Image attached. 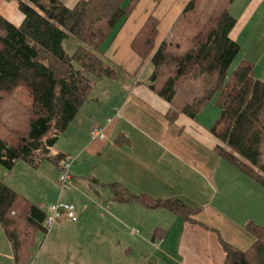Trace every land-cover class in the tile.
<instances>
[{"label": "trees", "instance_id": "trees-1", "mask_svg": "<svg viewBox=\"0 0 264 264\" xmlns=\"http://www.w3.org/2000/svg\"><path fill=\"white\" fill-rule=\"evenodd\" d=\"M140 1L79 0L69 7L63 0H15L24 15L20 24L0 13V165L11 170L19 160L34 167L50 160L58 171L63 169L67 156L53 154L52 148L90 100L95 78H115L106 52ZM233 1L189 0L158 45L161 21L151 14L131 45L144 61L150 60L149 86L171 104L170 121L177 113L195 118L215 100L221 109L211 128L220 140L216 153L264 186V80L257 78L250 59L236 63L241 45L231 37L237 22L229 9ZM70 34L82 41L74 53L64 46ZM116 142L130 139L120 134ZM107 186L117 201L164 208L217 231L196 220L201 206L180 197L135 193L118 182ZM47 216L0 178V228L13 264L32 263L38 235L47 237L55 226L47 227ZM245 229L255 237L246 249L217 231L225 264H264V224L250 221ZM166 232L157 227L154 238L160 240Z\"/></svg>", "mask_w": 264, "mask_h": 264}, {"label": "crops", "instance_id": "crops-1", "mask_svg": "<svg viewBox=\"0 0 264 264\" xmlns=\"http://www.w3.org/2000/svg\"><path fill=\"white\" fill-rule=\"evenodd\" d=\"M63 1L73 7L79 0ZM141 2L117 31L106 52L109 63L123 68L122 74L106 78L109 81L102 98L91 91L90 100L82 105L65 131L70 136L67 139L68 147L55 153L73 158L70 157L77 172H71L72 163L70 172L74 188L78 191L85 186V180L94 178L92 181L96 187L108 188V183L118 182L132 192H146L153 197H180L192 206H202V212L196 216L198 222L217 229L225 240L246 249L255 240L245 229L246 224L250 221L264 224V186L216 153L215 146L220 140L211 132V128L221 109L215 100L210 101L195 118L177 113L176 120L170 121L168 114L173 110L171 104L150 88L148 77L143 79L141 75L150 60L144 61L131 45L147 18L155 14L153 6L150 12L142 11ZM188 2L169 0L161 5L158 0V18L161 22L157 45ZM230 6V12L237 18L231 37L241 45L236 63L243 58L250 59L255 64L257 78L264 80V0H234ZM105 99L108 100L107 104H101ZM116 110L121 112L119 117L115 116ZM108 118H113L111 123L107 122ZM95 127L105 128V139L91 138L90 131ZM120 134L126 135L130 142L119 145L116 138ZM83 156L86 158L81 162ZM89 157L95 160L91 172L85 169ZM79 162L83 163L81 170L78 168ZM108 199V206L106 203H103L105 206L100 204L106 211L108 209L110 221L116 222L119 217L122 219L133 214L138 216L139 221L145 215L148 220L158 223L153 224L152 228L155 225L172 227L178 223L181 238L175 242V255L180 264H225L224 250L216 230L180 219V215L164 208L148 209L137 202H120L111 196ZM87 210L84 208L78 221L65 217L64 221L60 220L62 222L58 228L50 231L48 239L64 230L71 236L60 250L49 245L50 255L57 259L58 264H82L86 260L91 261L90 264H98L100 259L108 261L101 264H122L114 259L116 250L119 252L115 240L120 233L112 228L113 223L101 236L80 232L88 229ZM142 227L145 229V225ZM126 230L131 231L130 228ZM132 231L136 235L134 228ZM169 233L167 229L159 241L154 235L150 239V236H145V239L135 241L126 232L123 234L124 245H128L126 259L132 261L137 248L143 250V261L155 260L158 264V249L167 250L173 242V236L170 237ZM97 245L100 249L96 250L95 247L92 252L91 246ZM83 248L91 250L88 258L84 257ZM0 264H13L12 251L10 253L9 250L6 260L0 256ZM123 264L130 262L123 261Z\"/></svg>", "mask_w": 264, "mask_h": 264}, {"label": "rangeland", "instance_id": "rangeland-1", "mask_svg": "<svg viewBox=\"0 0 264 264\" xmlns=\"http://www.w3.org/2000/svg\"><path fill=\"white\" fill-rule=\"evenodd\" d=\"M141 1L140 2L142 3V8H141L142 11L150 12L153 6L155 15L158 17V0H141ZM159 1L161 5H164L168 3L169 0H159ZM5 6L7 8H5ZM0 13H2L6 18H9V20H11L15 24H20L24 17V15H22L21 11L19 10L17 2H15V0L8 1V2L6 0H0ZM80 44H82V41L78 37H75V35L73 34H70V36L64 41V46L66 50L68 51V53H74L75 49ZM110 64L116 69L117 76L120 73L122 74V69H123L122 67H119L116 63H113V62H111ZM151 70H152L151 65H148L147 67H145V70L141 72V75L144 76L143 79H146L150 75ZM90 76L92 78H95L93 75H90ZM106 78H109V77L104 76V78L103 77L95 78L96 80L95 85H94L95 89L94 88H93L94 90L92 89V91L100 95L101 98L102 96H104L103 90H105L108 85L107 81L109 80ZM107 102L108 100L105 99L101 102V104L106 105ZM69 138H70L69 134L65 132V134H63L59 138L57 143L53 146L52 148L53 154L57 151H60V149H65L66 147H68L69 142L67 139ZM68 157L69 158L67 159L70 160L72 163L73 160L71 159L73 158L71 156H68ZM85 158L86 157L83 156L80 159V161L83 162ZM18 162L19 163H17L15 167L11 170H8L4 166L0 165V178H2V180L5 181L13 189L24 194L28 199L32 200L36 204L43 206L44 209L47 211V213H50L49 206L52 203H55V201L57 202L59 200L63 202L73 203L77 208L79 219L81 218L80 213L84 211V208H87L88 209L87 213L89 212V215L87 218V224H86L88 229L85 231L81 230L80 231L81 233H89L91 235H95L96 237L101 236L105 234V232H107V228H111V223H113L112 228H116L115 231L120 233V235L117 234L119 235V237H117L115 240L116 242L115 245L118 246L119 252L116 250V252L114 253V259L116 258V260L122 264H123V261L130 262V264H146V262L147 264H156L155 260H152L151 262L150 261L148 262L147 260L143 261V258L141 257L142 256L141 252H143V250L137 249V248L134 251V255H133L134 259L132 261L126 259V253H127L126 249L128 245H124V238H123L124 235L123 234L128 232V234L132 236L131 240H135V241L145 239V236L146 237L150 236L149 237L150 239L151 237H153L154 230L156 229L155 227H157L155 225L152 228V225L158 224V223H154L148 220L149 218L145 215H143L140 218L142 219V221L141 220L139 221L137 219L138 216L136 215L137 217H135L133 214L128 215L124 218L121 217L122 219H119L120 218L119 217L118 218L119 221H116V222L110 221L111 219L109 218L108 209L106 211V209L101 207L100 203L102 204L106 203V206L109 205L108 198H110V196L114 198V192L111 188L109 187L102 188L100 186L96 187L94 182L92 181V179L94 178H89L88 180H85V184H83L85 186L83 188L81 187L79 191L78 189L73 187L71 190H65L61 192L59 186H57L59 171H58L57 166L52 161L45 160L38 167L31 166L30 164H28V162H25L23 160H19ZM81 162L78 163V168H80V170L83 166V163ZM94 166H95V160L89 157L88 167L87 168L85 167V169L88 170V172H91ZM71 172H77L76 166H74V164L72 166ZM91 184H94V186H92ZM98 191H100V193H98ZM213 196L215 195L213 194ZM213 196L211 197L212 199H214ZM217 197H219V195ZM212 199L210 200L211 202L213 201ZM102 215H105V217H103ZM179 217L180 219H183L181 215ZM62 219L64 221V218ZM60 222L62 221H58L54 227L58 228L59 227L58 225L60 224ZM142 222H145V223L142 224ZM142 225L143 226L145 225V229L144 227H142ZM121 228H125V230H122ZM127 228H130L131 231H127L126 230ZM133 228L134 230H136V235L133 234V231H132ZM147 228H149V230H146ZM165 228L169 229L170 237L173 236L174 243L172 242L167 250H164V248L159 250L157 248L158 249V264H180V262L177 261L178 260L177 256L175 255V252H177L175 242L177 243L178 239L181 238L180 225L176 223V224H173L172 227L170 226V227H165ZM148 233L149 234L151 233V234L149 235ZM70 237L71 236L67 235L65 230L64 232H59L55 234L50 239L46 237V234H44L43 232L42 233L40 232V234L38 235V239H37V246L34 252L35 254L34 259L31 264H58L57 259L50 255L51 250L49 248V245L51 248L58 247V249L60 250L61 247L65 243H67ZM158 241H159V238H158ZM95 247L97 248L96 250L100 249L98 248V245L91 246L92 252ZM9 250L11 253L9 241L7 240L4 234V230L0 228V251H1L0 256L2 258H5L6 260L7 255H9ZM91 250L88 248L82 249L83 251L82 253L84 254L85 258H88L87 255L90 254ZM38 257L39 259L37 260ZM81 263L90 264L91 261L86 260ZM101 263H108V261H102V259H100L98 264H101Z\"/></svg>", "mask_w": 264, "mask_h": 264}, {"label": "built area", "instance_id": "built-area-1", "mask_svg": "<svg viewBox=\"0 0 264 264\" xmlns=\"http://www.w3.org/2000/svg\"><path fill=\"white\" fill-rule=\"evenodd\" d=\"M121 112L119 110L115 111V116L119 117ZM113 118H108L107 122L111 123ZM90 136L93 140L95 139H105L106 133L104 127H95L91 129ZM71 161L66 160L63 169L60 170L59 177L57 180V186H59L61 192L69 190L73 186L72 175L70 172ZM50 213L46 218V225L48 228H52L56 222L63 216H67L70 219L77 220L76 206L73 203L63 202L61 200L55 201L49 206Z\"/></svg>", "mask_w": 264, "mask_h": 264}, {"label": "water", "instance_id": "water-1", "mask_svg": "<svg viewBox=\"0 0 264 264\" xmlns=\"http://www.w3.org/2000/svg\"><path fill=\"white\" fill-rule=\"evenodd\" d=\"M49 17H52L51 15Z\"/></svg>", "mask_w": 264, "mask_h": 264}]
</instances>
